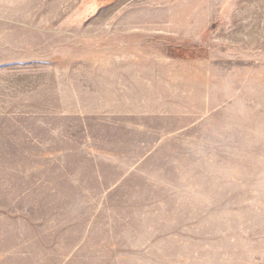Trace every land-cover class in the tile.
I'll return each instance as SVG.
<instances>
[{
    "label": "rangeland",
    "instance_id": "obj_1",
    "mask_svg": "<svg viewBox=\"0 0 264 264\" xmlns=\"http://www.w3.org/2000/svg\"><path fill=\"white\" fill-rule=\"evenodd\" d=\"M0 264H264V0H0Z\"/></svg>",
    "mask_w": 264,
    "mask_h": 264
},
{
    "label": "crops",
    "instance_id": "obj_2",
    "mask_svg": "<svg viewBox=\"0 0 264 264\" xmlns=\"http://www.w3.org/2000/svg\"><path fill=\"white\" fill-rule=\"evenodd\" d=\"M72 71H73V69H71ZM78 71V70H77ZM79 72H83V73H85L86 75H87V73L89 72V70L87 71V73H86V70H83V71H80L79 70Z\"/></svg>",
    "mask_w": 264,
    "mask_h": 264
}]
</instances>
